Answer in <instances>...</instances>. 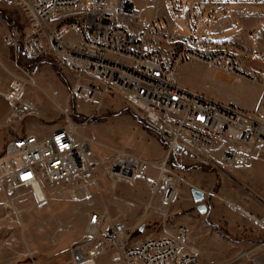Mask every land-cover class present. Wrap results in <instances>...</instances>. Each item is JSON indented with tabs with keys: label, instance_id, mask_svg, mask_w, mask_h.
<instances>
[{
	"label": "rangeland",
	"instance_id": "1",
	"mask_svg": "<svg viewBox=\"0 0 264 264\" xmlns=\"http://www.w3.org/2000/svg\"><path fill=\"white\" fill-rule=\"evenodd\" d=\"M198 1L158 0L155 9L144 0H137L136 5L141 22L155 15L168 21L169 31L199 35L194 17L189 21L185 14L186 8H198ZM244 25L236 29L240 42L257 47L264 44V9ZM28 26L19 0H0V157L11 137L47 134L71 121L90 140L92 173L85 179L51 185L41 202L28 187L0 195V264H65L70 247L90 240L87 222L94 212L107 221L123 222L138 239L187 224L190 242L200 252L198 264H264V226L232 205H241L264 222V144L241 165L199 168L188 156L173 158L183 166L170 165L180 180L169 204L163 201L164 181L152 190L158 173L153 166L132 182L113 178L106 166L115 150L158 163L164 154L161 139L120 100L105 97L90 103L73 96L74 74L53 58L28 64L33 59L9 41L15 31L22 33ZM200 38L206 42L205 48L221 45L244 56L235 44L218 43L206 33ZM64 41L75 43L72 31L65 34ZM16 77L24 80L22 98L35 103L39 113L13 123L7 119L10 104L3 94ZM176 78L180 85L216 101L249 113L264 112L261 86L247 80L236 82L233 75L200 61L182 63ZM193 189L203 193L200 201L194 200ZM207 191L216 196H207ZM105 264L112 263L106 260Z\"/></svg>",
	"mask_w": 264,
	"mask_h": 264
},
{
	"label": "built area",
	"instance_id": "2",
	"mask_svg": "<svg viewBox=\"0 0 264 264\" xmlns=\"http://www.w3.org/2000/svg\"><path fill=\"white\" fill-rule=\"evenodd\" d=\"M136 1L19 0L30 26L22 33L15 31L9 41L27 58L51 57L71 71L73 96L90 103L105 97L120 100L155 131L164 147L158 163L115 150L106 169L113 178L132 182L153 166L157 175L168 176L163 201L169 204L180 180L170 169L172 158L188 156L202 166L241 165L264 144V112L249 113L180 85L178 67L197 60L264 90V65L252 70L228 47L205 48L199 35L167 34L166 20L154 17L141 22ZM144 1L155 5L158 0ZM69 31L75 37L73 44L64 41ZM23 86L24 80L16 77L3 94L10 104L9 122L39 113L35 103L22 98ZM89 141L71 121L47 134L11 137L0 157V195L28 187L41 202L51 185L85 179L92 173ZM87 232L90 240L70 247L65 264L199 262L200 252L190 242L187 224L138 239L123 222L107 221L94 212L88 217Z\"/></svg>",
	"mask_w": 264,
	"mask_h": 264
},
{
	"label": "crops",
	"instance_id": "3",
	"mask_svg": "<svg viewBox=\"0 0 264 264\" xmlns=\"http://www.w3.org/2000/svg\"><path fill=\"white\" fill-rule=\"evenodd\" d=\"M156 4H152L154 9L156 8ZM263 9L264 1L199 0L198 8L193 11L186 8L185 14L189 21H192L194 17L196 26L199 28V36L201 33H206L216 38L215 41L218 43L235 44V46L244 52V56L235 52L239 56L241 63L252 70H258L264 65V59L261 58L264 55V44L261 43L260 47L243 44V42H240L242 40L238 36L236 29L245 26L244 24L250 19V16L259 15L260 10L262 11ZM154 17L156 16L152 15L149 19H144L142 22H147ZM168 29L166 28L165 30L167 34L174 33ZM235 81L242 82L244 79H235Z\"/></svg>",
	"mask_w": 264,
	"mask_h": 264
},
{
	"label": "bare ground",
	"instance_id": "4",
	"mask_svg": "<svg viewBox=\"0 0 264 264\" xmlns=\"http://www.w3.org/2000/svg\"><path fill=\"white\" fill-rule=\"evenodd\" d=\"M168 180V176L165 175V174H160V175H157V178L153 181V187H152V190L153 191H156L157 188L159 187L161 181H167ZM34 190L37 194H39V189L37 186L34 187ZM234 206V208L240 210V211H243L247 216H249L250 218L254 219L255 221H257L258 223L262 224L264 226V222L262 219H258L256 218L253 214H251L250 212L246 211L245 209H243V207L241 205H237V204H232ZM151 206H149L150 208Z\"/></svg>",
	"mask_w": 264,
	"mask_h": 264
},
{
	"label": "trees",
	"instance_id": "5",
	"mask_svg": "<svg viewBox=\"0 0 264 264\" xmlns=\"http://www.w3.org/2000/svg\"><path fill=\"white\" fill-rule=\"evenodd\" d=\"M45 58H49V57H41V58H37V59H33V60H29L28 59V61H27V63L29 64H31V63H35V62H38V61H40V60H44ZM32 65H30L29 67H31ZM28 67V68H29ZM143 121V120H142ZM173 159V158H172ZM170 160V165L171 166H173V167H178V166H180V167H182L183 165L182 164H177V163H175L173 160ZM197 167H199V168H206V167H204V166H201V165H198ZM218 228V227H217Z\"/></svg>",
	"mask_w": 264,
	"mask_h": 264
},
{
	"label": "water",
	"instance_id": "6",
	"mask_svg": "<svg viewBox=\"0 0 264 264\" xmlns=\"http://www.w3.org/2000/svg\"><path fill=\"white\" fill-rule=\"evenodd\" d=\"M192 195L195 201H200L203 198V193L199 190H192ZM203 209V208H202Z\"/></svg>",
	"mask_w": 264,
	"mask_h": 264
}]
</instances>
